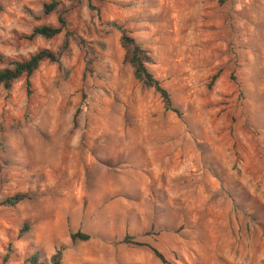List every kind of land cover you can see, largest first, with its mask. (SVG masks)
I'll return each mask as SVG.
<instances>
[{
    "label": "rangeland",
    "instance_id": "1",
    "mask_svg": "<svg viewBox=\"0 0 264 264\" xmlns=\"http://www.w3.org/2000/svg\"><path fill=\"white\" fill-rule=\"evenodd\" d=\"M50 1L0 0V69L66 42L28 93L0 86V200L27 195L0 205V264H264V0ZM58 16L65 33L21 37Z\"/></svg>",
    "mask_w": 264,
    "mask_h": 264
},
{
    "label": "trees",
    "instance_id": "2",
    "mask_svg": "<svg viewBox=\"0 0 264 264\" xmlns=\"http://www.w3.org/2000/svg\"><path fill=\"white\" fill-rule=\"evenodd\" d=\"M57 2L51 0L49 3L43 6L45 13L50 12L56 6ZM116 26V25H115ZM119 31L118 43L120 48L123 50V61L128 64L131 68V73L133 79L140 82L143 86L150 88L155 92L160 98L162 108L165 111H170L175 116H179V111L176 107L171 105L169 95L167 91L159 85L158 80H156L152 74L146 69L145 65L151 62L149 54L146 50L141 48L132 37H130L127 31L119 26H116ZM65 21L61 16L57 17V24L55 26L50 25H40L33 28L28 35H22L21 37L26 40H30L35 36H39L45 39H50L57 34L64 32L65 33ZM66 48V42L57 48L55 52L41 49L37 50L33 54L29 55L26 59L23 60H14L10 62V66L0 69V86L4 89H8L11 83L23 76L25 78V88L26 92H29V83L28 78L30 75L37 69L40 63L49 62L58 64L59 58L62 52ZM215 74L211 77V80L215 78ZM27 198L26 194L16 193L10 196L5 197L0 200V205L2 206H14L20 201ZM26 225H23L24 231L26 230ZM22 232V229L19 231ZM88 236L86 234L75 232L70 234L69 239L71 241H85ZM128 237H124L122 242H127ZM138 246L147 247L155 258L160 262H164L162 256L152 247L142 244L135 243ZM8 257V254H4L2 260L5 261ZM61 252L56 250L48 260V263L39 261L37 253H32L28 258L24 260L25 264H60Z\"/></svg>",
    "mask_w": 264,
    "mask_h": 264
}]
</instances>
